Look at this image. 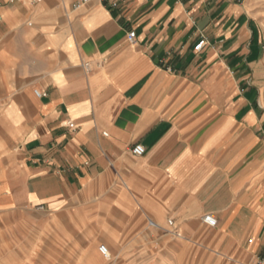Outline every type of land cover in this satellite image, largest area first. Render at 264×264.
I'll return each mask as SVG.
<instances>
[{
    "label": "crops",
    "instance_id": "crops-1",
    "mask_svg": "<svg viewBox=\"0 0 264 264\" xmlns=\"http://www.w3.org/2000/svg\"><path fill=\"white\" fill-rule=\"evenodd\" d=\"M263 68L248 0H0V264H264Z\"/></svg>",
    "mask_w": 264,
    "mask_h": 264
},
{
    "label": "built area",
    "instance_id": "built-area-1",
    "mask_svg": "<svg viewBox=\"0 0 264 264\" xmlns=\"http://www.w3.org/2000/svg\"><path fill=\"white\" fill-rule=\"evenodd\" d=\"M17 0H9V3L10 4H13L15 3ZM30 3L32 4H37L39 2H42L43 0H28ZM89 0H81V2L83 4L87 3ZM134 39H135V33H131L129 34L128 36V41L130 43H133L134 42ZM206 46V40L203 39L200 41V43L196 46V51L197 52H200L204 47ZM86 67H88V65H86ZM36 96L39 97V98H44L46 97L47 95L45 93H42V92H39V91H36L35 92ZM69 127L71 129H74L75 128V125L74 124H69ZM146 150L145 148L142 146V145H137L135 146L133 149H132V154L136 157H140V156H143L145 154ZM203 222L210 228H215L217 225H218V221L216 219V217L212 214H207L203 217ZM168 224L170 226H173V221H169ZM100 253L103 255V257L107 260H110L111 258V254L109 252V249L107 246L103 245L100 247Z\"/></svg>",
    "mask_w": 264,
    "mask_h": 264
},
{
    "label": "rangeland",
    "instance_id": "rangeland-1",
    "mask_svg": "<svg viewBox=\"0 0 264 264\" xmlns=\"http://www.w3.org/2000/svg\"><path fill=\"white\" fill-rule=\"evenodd\" d=\"M249 6L254 14L257 16L259 22L261 23L263 33H264V0H248ZM264 71V68H263ZM36 259L38 258V253L36 254ZM112 258V257H111ZM36 259L34 261L28 262V264H37Z\"/></svg>",
    "mask_w": 264,
    "mask_h": 264
}]
</instances>
